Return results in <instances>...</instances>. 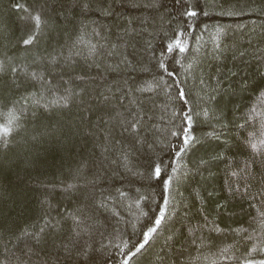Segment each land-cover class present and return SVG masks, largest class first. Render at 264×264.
Returning a JSON list of instances; mask_svg holds the SVG:
<instances>
[{
    "label": "trees",
    "instance_id": "trees-1",
    "mask_svg": "<svg viewBox=\"0 0 264 264\" xmlns=\"http://www.w3.org/2000/svg\"><path fill=\"white\" fill-rule=\"evenodd\" d=\"M262 93L264 0H0V264H260Z\"/></svg>",
    "mask_w": 264,
    "mask_h": 264
},
{
    "label": "snow or ice",
    "instance_id": "snow-or-ice-1",
    "mask_svg": "<svg viewBox=\"0 0 264 264\" xmlns=\"http://www.w3.org/2000/svg\"><path fill=\"white\" fill-rule=\"evenodd\" d=\"M16 7L20 8L21 6L17 5ZM25 11H26V9H25ZM187 15L190 17H194L197 15V13L195 11H188ZM33 20L35 21V26L38 29L42 23L40 17L37 15V16L33 17ZM32 41H33V37H29L28 39H25L23 41V43L25 45H29L32 43ZM177 49L181 53H183L185 51V47L181 44V42L178 38L173 43H170L167 46V50L169 53H171ZM160 67L163 69L165 66L163 63H161ZM169 75H172V73H169ZM262 95H264V93H262ZM178 98H179V100L187 103L186 94L183 90L179 91ZM213 99H214V97H213ZM65 100H67V98H65ZM208 115H209L208 112H204V116L206 118L208 117ZM3 116H4L5 122L0 123V138H3L5 141V144H6L7 138L19 126L18 125L19 116L15 113L14 110H11V109L8 110L6 113H4ZM215 118L219 119V117H215ZM183 122H184V124L188 125V127H182V128H179L178 130L172 132L173 137H177L178 140L182 141V146L175 153V155L177 157H179L181 155V153L186 152L190 148L192 141L194 139L192 137V135L190 134V126L192 123V116L189 113L185 112ZM137 124H138V121L137 122H131L130 121L128 124V127L125 130L128 131L130 134H135L138 132ZM241 127H243V126L241 125ZM252 147H253V149H255L257 147V145L252 144ZM170 163L172 165H175L176 161L171 160ZM202 163H204V162H202ZM164 167H167V165H164ZM150 174H151V177L153 179H155L156 181H158L159 184L162 186L161 197L164 201V206L160 208L159 215H157L155 217L154 222H155L156 227H150L148 229V231L143 234L144 235L143 242H137V244L135 245L136 252H139L142 248H144V246L148 243L150 235L157 231V228L160 226L162 220L164 219L165 208L168 204V193H169V189H170V184L172 182V176H168L166 179L164 178L166 173L163 172L162 162L155 163L154 166H152L150 169ZM120 194L124 195L123 192H121ZM141 199H143V197H141ZM41 231H43V229ZM253 251H254V249H253ZM131 255H135V253H131ZM123 264H128V260L125 259ZM248 264H252V262L249 261ZM260 264H264V261H261Z\"/></svg>",
    "mask_w": 264,
    "mask_h": 264
}]
</instances>
